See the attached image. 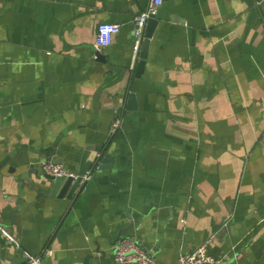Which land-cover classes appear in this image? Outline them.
Masks as SVG:
<instances>
[{"label":"crops","instance_id":"obj_1","mask_svg":"<svg viewBox=\"0 0 264 264\" xmlns=\"http://www.w3.org/2000/svg\"><path fill=\"white\" fill-rule=\"evenodd\" d=\"M150 1L0 0V264H119L123 238L264 264V0H163L136 75ZM98 145L110 166L51 195L42 162L79 173Z\"/></svg>","mask_w":264,"mask_h":264},{"label":"built area","instance_id":"obj_2","mask_svg":"<svg viewBox=\"0 0 264 264\" xmlns=\"http://www.w3.org/2000/svg\"><path fill=\"white\" fill-rule=\"evenodd\" d=\"M163 0H151L146 11L136 15L135 21V38H136V49L140 44V37L143 33L145 25L148 19L155 16L158 12L160 5ZM120 25L115 23H101L97 28L96 36V50L101 53L103 49L109 46L119 32ZM117 122V121H116ZM117 124V123H116ZM115 124V125H116ZM42 170L52 176H64L78 178L81 175L79 173L70 171L67 169L62 162L54 160H46L42 162ZM90 174L82 175V181L88 180ZM0 233L7 240L18 245V241L10 233V231L0 226ZM115 259L119 264H155V257L149 254L135 238H123L121 239L114 249ZM25 264H44L42 259L37 256L26 254ZM222 260L210 256L207 252V245L203 243L193 249L190 252L184 253L179 258L178 264H221Z\"/></svg>","mask_w":264,"mask_h":264},{"label":"water","instance_id":"obj_3","mask_svg":"<svg viewBox=\"0 0 264 264\" xmlns=\"http://www.w3.org/2000/svg\"><path fill=\"white\" fill-rule=\"evenodd\" d=\"M158 19L155 16H152L148 19L143 33L140 37V44L137 51V55L141 58L140 61H137L136 75L141 72L144 66V60L147 57L148 45L150 38L153 35L155 28L157 27ZM97 59L103 60L104 57L101 53H97ZM132 101H134V95H131ZM112 160V157L105 152L103 146L98 145L95 147H88L84 150L81 157V165L79 169V174L81 175L78 178L73 177H64V176H52L44 171V179L49 188H51V195L57 194L59 197H66L75 201L78 193L82 190L86 181H82V175L90 174V170L103 169L108 166V162Z\"/></svg>","mask_w":264,"mask_h":264}]
</instances>
